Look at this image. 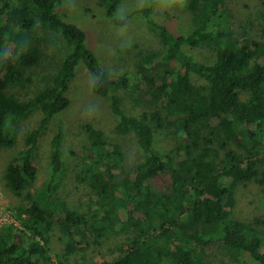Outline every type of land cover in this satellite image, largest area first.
Segmentation results:
<instances>
[{"label":"trees","instance_id":"16d2710c","mask_svg":"<svg viewBox=\"0 0 264 264\" xmlns=\"http://www.w3.org/2000/svg\"><path fill=\"white\" fill-rule=\"evenodd\" d=\"M97 1L105 7L107 19L119 27L127 24L115 17L121 0ZM146 1L140 13L156 33L159 50L142 56L133 77L113 76L99 67L84 31L57 13V0H0V152L16 145L19 124L41 113L23 149L5 168V189L21 197L36 181L41 139L50 121L69 108L67 93L81 62L92 76L93 94L109 102L115 132L135 136L145 154L133 172H125L119 147L91 123L84 124L90 143L78 165L79 176L90 188V205L88 213H78L56 199L66 171L60 124L50 140L46 180L25 195V206L16 208L29 242L11 239V229L0 231V264H52L48 245L55 225L63 242L57 264H68L84 249L79 246L85 232L95 245L104 237L126 236L112 264H203L207 248L216 244H223L237 259L264 264V238L256 224L232 218L239 188L254 184L264 194V172L259 169L264 159V33L257 40L247 29L234 30L223 10L225 0H168L192 16L193 31L175 34L153 17L160 0ZM39 28L61 34L73 50L50 86L21 101L8 86L22 89L30 82L26 70L41 60L35 45ZM10 47L13 59L7 56ZM205 50L215 56L212 63L196 59V51ZM167 63L178 69L162 80L154 77L155 68ZM193 77L203 83L195 84ZM143 89L153 106L160 103L162 112L144 111L136 117L124 111L122 93ZM214 117L217 127L211 124ZM165 118H173L167 124L173 128L177 162L154 146L150 122L161 129ZM216 136L221 137L218 146ZM213 157L220 161L209 160ZM159 176L169 178V192L152 189L151 181Z\"/></svg>","mask_w":264,"mask_h":264},{"label":"rangeland","instance_id":"374dc122","mask_svg":"<svg viewBox=\"0 0 264 264\" xmlns=\"http://www.w3.org/2000/svg\"><path fill=\"white\" fill-rule=\"evenodd\" d=\"M146 4V0H121L115 17L127 20L124 27L115 25L113 21L105 17V7L100 5L97 0H57L56 11L66 23L73 24L84 31L86 46L94 54L103 71L113 76L128 73L137 77L142 56L147 52L159 50L156 33L140 13V9ZM223 10L228 23L234 30L242 32L243 29H247L249 35L257 40L260 39L264 33V0H225ZM153 15L156 20L165 24L175 34L186 35L194 29L190 13L174 6L168 0H160ZM36 35L35 45L41 53V60L38 65L26 70V76L30 82L22 89L13 85L8 86V92L18 96L21 101L32 99L38 92L50 86L65 57L73 50L72 45L68 44L59 33L39 28ZM187 51L190 52L189 49ZM7 56L11 59L14 58L12 47L8 49ZM195 56L198 61L204 63H212L215 60V56L208 50L196 51ZM177 69V64L167 63L164 66L156 67L153 75L162 80ZM92 81L91 74L81 62L76 68L75 77L67 93L71 104L69 108L50 121L36 153L37 179L23 192L21 197H16L5 189L3 175L9 161L23 149L26 134L38 125L41 113H33L31 117L19 124L16 128V145L12 149L0 152V209L3 206L9 210L10 215L19 222H21L22 216L17 215L16 208L25 206V195L38 189L47 178L50 140L56 134L60 124L63 125L65 135L64 162L66 171L59 182L56 199L57 202L58 200L64 201L70 210L78 213L89 212L90 188L87 181H83L79 176L78 165L84 150L90 143L83 129L84 124L91 123L95 128L104 132L111 145L119 147L124 156L125 172H133L135 167L144 160L145 154L140 149L135 136H120L115 132L116 118L109 109V102L107 99L93 94ZM193 82L201 84L203 80L193 77ZM121 96L124 111L133 116L140 117L144 111L162 112L160 103L158 106H153L149 93L144 89L135 94L123 92ZM244 98L245 95H242V99ZM163 116L166 117L165 114ZM171 119L173 118H165L161 129L155 127L153 122L150 123L153 126L156 150L171 155L177 162L179 154L176 151L173 128L167 124ZM211 124L213 127H217V118L214 117ZM220 140L221 137L216 136V146ZM239 140L240 137L235 142L237 143ZM72 152L75 153V156ZM209 160L216 163L220 161L219 158L214 157ZM259 169L264 172V159L259 163ZM151 186L156 192H169V178L159 176L151 181ZM232 218L239 222L255 223L264 238V194L261 193L260 188L252 184L238 189ZM7 229L12 230L11 239L15 238L18 243L29 242V236L22 234V228L15 227L10 223L0 225V231ZM85 233L87 237L79 246L84 249H79L68 264H112L121 255L123 246L126 244V236L119 235L104 237L100 240L99 245H95L88 233ZM48 246L52 264H57L63 242L59 238L56 225ZM203 264H251V262L247 258L237 259L223 244H216L207 248V256Z\"/></svg>","mask_w":264,"mask_h":264},{"label":"built area","instance_id":"2783aa9c","mask_svg":"<svg viewBox=\"0 0 264 264\" xmlns=\"http://www.w3.org/2000/svg\"><path fill=\"white\" fill-rule=\"evenodd\" d=\"M5 210V212H4ZM11 212L9 210H6L3 206L0 209V225H4V224H12L15 227L18 228H22V224H20L21 222H19L18 220H16L12 215H10Z\"/></svg>","mask_w":264,"mask_h":264}]
</instances>
